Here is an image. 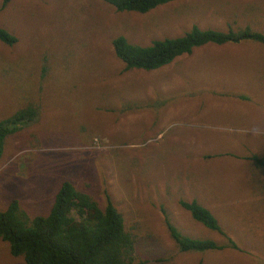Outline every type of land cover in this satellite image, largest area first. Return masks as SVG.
Masks as SVG:
<instances>
[{
  "label": "rangeland",
  "instance_id": "374dc122",
  "mask_svg": "<svg viewBox=\"0 0 264 264\" xmlns=\"http://www.w3.org/2000/svg\"><path fill=\"white\" fill-rule=\"evenodd\" d=\"M192 25L264 34V0H175L143 14L97 0L0 7L16 38L0 43V120L37 110L3 140L0 211L16 201L29 219L45 215L66 181L99 207L108 195L138 264H264V168L247 159L264 153V48L205 45L149 72L125 71L112 50L117 36L146 46ZM179 200L207 209L225 237ZM165 221L224 248L181 253ZM0 264L23 262L0 241Z\"/></svg>",
  "mask_w": 264,
  "mask_h": 264
},
{
  "label": "trees",
  "instance_id": "16d2710c",
  "mask_svg": "<svg viewBox=\"0 0 264 264\" xmlns=\"http://www.w3.org/2000/svg\"><path fill=\"white\" fill-rule=\"evenodd\" d=\"M9 0H0L3 8ZM116 12L146 13L175 0H97ZM16 38L0 28V43L11 46ZM255 43L264 48V34L248 26L235 31L199 30L191 26L179 37L151 41L146 46L128 43L122 36L111 40L115 58L125 71L149 72L170 64L174 59L189 55L193 49L214 45ZM51 68V66H48ZM211 98L209 94L206 95ZM201 106L203 103H200ZM37 114L27 105L9 117L0 120V153L6 136L29 124ZM257 168H264V153H251ZM104 206L99 207L86 193L77 191L69 182H62L53 196L47 214L27 218L16 201L0 211V241L7 244L13 257L23 264H138L134 254V234L104 194ZM178 206L189 218L204 228L225 237L211 213L194 200L178 201ZM169 237L179 252H204L224 248L212 240H198L182 236L165 221ZM227 246L236 245L227 237Z\"/></svg>",
  "mask_w": 264,
  "mask_h": 264
},
{
  "label": "clouds",
  "instance_id": "9594fccd",
  "mask_svg": "<svg viewBox=\"0 0 264 264\" xmlns=\"http://www.w3.org/2000/svg\"><path fill=\"white\" fill-rule=\"evenodd\" d=\"M24 107H25V106H24ZM24 107H22V108H24ZM22 108H21V109H22ZM19 110H20V109H19ZM252 154H253V153H252ZM257 156H259V155H257ZM248 161H249V163H250L251 165H255V163H254L250 158L248 159Z\"/></svg>",
  "mask_w": 264,
  "mask_h": 264
}]
</instances>
